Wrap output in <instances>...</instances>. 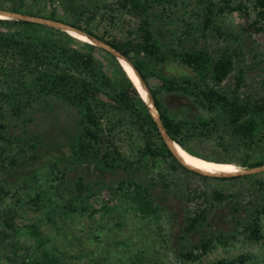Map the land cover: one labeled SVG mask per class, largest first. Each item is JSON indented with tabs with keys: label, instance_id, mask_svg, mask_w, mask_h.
<instances>
[{
	"label": "trees",
	"instance_id": "16d2710c",
	"mask_svg": "<svg viewBox=\"0 0 264 264\" xmlns=\"http://www.w3.org/2000/svg\"><path fill=\"white\" fill-rule=\"evenodd\" d=\"M7 1V4H0L1 10L65 22L119 51L148 85L172 141L189 154L249 169L264 165V98L245 96L242 91L246 75L244 50L241 46L238 50L227 45L214 54L207 42L209 31H216L225 42L227 37H236L221 30L219 17L226 11L247 17L244 35L254 38L264 34V0L253 3L254 19L244 0H198L204 16L199 25L178 16L176 0H119L114 9L107 5V0ZM43 3L52 8L48 15L34 11L33 5ZM107 8L113 13L110 16L112 25L118 28L120 24V31L125 32L122 36L108 30L100 33L94 27L98 16L108 17L107 12H102ZM61 12L70 17H62ZM168 61L178 62L190 69L191 74L177 78L150 72V66ZM121 64L109 51L65 31L29 21L0 18V183L40 159L38 148L42 140L30 136L27 130L15 137L11 130L16 129L17 123H23L27 114L37 107L52 108L54 102L68 104L81 113L80 131L71 144L74 162L95 164L109 171L125 170L130 179L119 188L124 191L127 186L136 191L134 200L141 213L154 214L160 208L149 188L133 179V174L141 169L137 163L142 164L146 158L172 159L176 169L202 176L175 158L145 98ZM238 64L237 86L231 91L223 84ZM151 77L161 82L160 90L151 86ZM161 95L191 99L207 115L182 116L168 107ZM194 142L212 144L219 151L204 155L192 147ZM131 157H137L138 162L129 159ZM240 178L247 176L221 180ZM82 182L81 179L78 184L81 197L87 191ZM259 183L264 191V182ZM8 195L9 191L1 184L0 203ZM229 197L214 193L218 202ZM69 209L78 211L73 205ZM86 209L85 206L81 211ZM255 214L245 231L252 240L260 242L264 240L261 234L264 205ZM14 219L10 217L6 225L13 227ZM207 219L206 209L189 215L182 239L197 233ZM213 246L214 238H206L195 249L204 255ZM184 257L198 259L194 252ZM217 264L234 262L222 260Z\"/></svg>",
	"mask_w": 264,
	"mask_h": 264
},
{
	"label": "rangeland",
	"instance_id": "374dc122",
	"mask_svg": "<svg viewBox=\"0 0 264 264\" xmlns=\"http://www.w3.org/2000/svg\"><path fill=\"white\" fill-rule=\"evenodd\" d=\"M118 1L107 0V5L117 8ZM176 1L179 17L197 25L203 23L198 0ZM244 2L254 19L255 0ZM7 3L0 0V4ZM33 8L44 15L52 9L47 3ZM102 12H107L108 17L98 16L93 24L98 32L125 34L120 31V24L118 28L112 25L113 13L108 8ZM60 15L70 17L63 12ZM219 23L223 32L236 37L225 35V42L216 31H209L210 51L217 54L219 48L227 45L238 50L241 46L244 64H240L246 70L242 91L245 96L264 98V34L254 38L244 35L247 17L239 13L226 11L219 17ZM240 64L223 84L231 91L237 86ZM149 68L150 72L166 77L191 74L190 69L173 61ZM149 83L160 90L158 79L151 77ZM161 97L182 116L207 115L186 97ZM80 122L78 109L54 102L52 108L37 107L27 114L24 124L17 123L16 129L11 130L15 137L27 130L30 136L39 137L42 144L38 148L39 160L0 183L9 191L0 203V264H217L222 260L234 264H264V240L256 242L245 231L255 212L264 205V191L259 183L264 182V172L241 175L247 178L238 180L204 179L176 169L172 159L146 158L142 164L137 163L141 169L133 174V179L149 188L160 209L154 214H143L134 200L136 191L127 186L124 191L119 188L130 179L125 170L109 171L95 164L74 162L71 144L80 131ZM192 147L204 155L219 151L212 144L194 142ZM81 179L87 188L83 197L78 189ZM215 192L230 197L218 202ZM70 205L78 211L70 210ZM85 206L87 209L82 212ZM203 209L208 210L207 222L197 233L182 239L186 218ZM10 217L15 218L13 227L5 222ZM261 234L264 237V214ZM206 238H214V246L203 255L195 246ZM189 252H194L198 259L185 258Z\"/></svg>",
	"mask_w": 264,
	"mask_h": 264
},
{
	"label": "water",
	"instance_id": "95a60500",
	"mask_svg": "<svg viewBox=\"0 0 264 264\" xmlns=\"http://www.w3.org/2000/svg\"><path fill=\"white\" fill-rule=\"evenodd\" d=\"M0 14H4L5 16L9 17L10 20L18 19V20H24V21H29V22H33V23L43 24V25H47V26H50V27L65 31L68 34H69L70 31L78 32L82 36H84L86 38H89L90 40L95 42L96 46L109 51L113 56H115L117 58V60L119 61L120 64H121V59H123L125 62H127L133 68V70L137 74L141 84L143 85V87L146 89V91L148 93V97L151 100V106H152L153 110L156 112V115H154L152 113V111H151V113H152L153 117L155 118V121L157 123L158 129H159L164 141L166 142V144L168 145V147L170 148V150L172 151L173 155L178 160V162L180 164H182L184 167L188 168L189 170H193L194 172H196L197 174L202 175V176L215 177V178H230V177H234V176L252 175V174L264 172V165L256 167V168H250V169H244V170L242 169V171L239 172V173H230V174H209L207 172H204V171H201V170H197L195 168H192V167L188 166L182 160V158L178 155V153L175 150L174 144H177V143L172 141V139L170 138V136H169V134H168L163 122H162L160 113H159L158 109L155 106V103H154V100H153V97H152V94H151V92L149 90L148 85L146 84V82L144 81V79L140 75V73L132 65V63H130V61L126 57H124L119 51H117L114 47H112L111 45H108L104 41H101L98 38L94 37L93 35L85 32L83 30L76 29V28L72 27L71 25H69V24H67L65 22H62V21L51 20V19L41 18V17H37V16H30V15H25V14H21V13H15V12L1 10V9H0ZM121 66H122V64H121Z\"/></svg>",
	"mask_w": 264,
	"mask_h": 264
},
{
	"label": "bare ground",
	"instance_id": "6f19581e",
	"mask_svg": "<svg viewBox=\"0 0 264 264\" xmlns=\"http://www.w3.org/2000/svg\"><path fill=\"white\" fill-rule=\"evenodd\" d=\"M0 18L9 19V17L5 16L4 14H0ZM70 34L72 36L78 38V39H81V40L90 42L93 45H96L95 42H93L89 38L82 36L78 32L70 31L69 35ZM121 63L123 64L124 68L128 72L131 79L138 86L140 93L142 94L141 96H143L145 99L143 97L142 98L149 105L152 113L154 115H156V112L153 110V108L151 106V100L148 97V93H147L146 89L143 87V85L141 84V82H140L137 74L134 72L133 68L127 62H125L123 59H121ZM174 147H175V150L178 153V155L182 158V160L188 166L195 168L197 170H201V171L207 172L209 174H230V173H239L242 171L241 167L234 165V164L217 163V162H213V161H209L206 159H202V158L193 156V155L189 154L188 152H186L185 150H183L178 144H174Z\"/></svg>",
	"mask_w": 264,
	"mask_h": 264
}]
</instances>
